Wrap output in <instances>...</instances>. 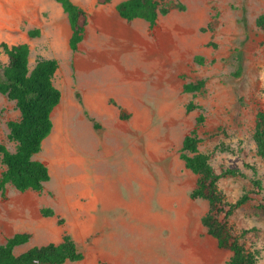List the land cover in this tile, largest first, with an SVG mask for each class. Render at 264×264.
Masks as SVG:
<instances>
[{"label": "rangeland", "instance_id": "374dc122", "mask_svg": "<svg viewBox=\"0 0 264 264\" xmlns=\"http://www.w3.org/2000/svg\"><path fill=\"white\" fill-rule=\"evenodd\" d=\"M75 1L87 22L71 52L68 22L54 0H0V45L27 44L29 69L39 59L55 60L53 85L61 94L52 130L34 156L49 181L39 192L10 186L0 192V244L29 234L14 249L19 255L67 234L83 254L102 233L99 221L84 219L86 206L95 203L91 213H100L113 204L124 216L112 233L132 238L143 256L165 264H226L230 253L201 224L207 203L190 198L197 177L180 159L182 140L196 127L198 152L216 174L237 168L245 175L219 180L226 202L252 189V170L244 166L261 181L262 191L228 223L264 264V214L257 210L264 162L251 140L255 114L264 111V31L255 27L264 0H175L153 26L121 20L114 9L121 0ZM32 31L37 35L29 37ZM0 64H7L1 48ZM197 80L204 81L201 92L183 91ZM17 118L14 104L0 95V142L9 151L6 123ZM42 209L53 215L43 217Z\"/></svg>", "mask_w": 264, "mask_h": 264}, {"label": "trees", "instance_id": "16d2710c", "mask_svg": "<svg viewBox=\"0 0 264 264\" xmlns=\"http://www.w3.org/2000/svg\"><path fill=\"white\" fill-rule=\"evenodd\" d=\"M109 0H104L108 2ZM66 16L70 35L68 49L76 52L85 33L87 15L85 11L71 0H54ZM175 0H124L116 4L117 15L125 20H142L153 26L159 16L166 15L175 7ZM255 27L264 31V14L255 19ZM29 37L37 32H29ZM0 48L7 57V64H0V95L14 104L18 118L6 123L7 140L14 145L13 151L0 142V192L7 186L20 193L27 191L39 192L49 181L47 167L34 156L41 150L42 142L52 130L51 113L59 104L61 94L53 85V77L57 70V62L53 59H39L29 69V47L22 43L8 47L1 44ZM236 60L239 57H235ZM238 67L235 74L239 76ZM203 80L187 83L183 86L186 93L201 92ZM193 108L187 105L186 111ZM201 122L198 118L197 123ZM255 154L264 162V111L255 114L251 134ZM201 140L197 136L196 127L182 140L180 159L184 166L197 177L195 187L190 193L191 199L203 200L208 205L207 212L201 218V224L206 233L212 237L219 249L227 250L230 256L226 264H257V251H248L241 244V236L237 235L229 225L228 219L232 213L247 203L252 196L262 191L261 181L256 172L251 169L253 177L250 180L252 189L243 193L231 204L226 202L217 184L222 178H245L241 169L226 168L216 174L209 164V158L198 152ZM257 210L264 214V202L258 204ZM43 217H50V209H42ZM30 236L27 233H16L0 244V264H65L76 263L83 259V254L77 248L73 239L64 234L58 243H48L32 247L15 255L14 249L25 245Z\"/></svg>", "mask_w": 264, "mask_h": 264}, {"label": "crops", "instance_id": "0c3cea01", "mask_svg": "<svg viewBox=\"0 0 264 264\" xmlns=\"http://www.w3.org/2000/svg\"><path fill=\"white\" fill-rule=\"evenodd\" d=\"M71 1L81 7L77 1ZM121 1L116 2L115 6ZM97 209V204L95 203L88 204L85 209L84 219L87 221H99L102 233L95 236L93 241L88 244L87 250L85 249L86 254H84L85 252L83 253L84 257L80 261L82 264H165L162 260L149 258L147 254L143 256L140 252L134 251L137 243L131 240L132 238L126 239L112 233L113 222L122 219L124 216L123 208L113 204L102 205L99 208L100 213H95ZM92 211L95 212L91 213ZM138 246L137 250L139 249Z\"/></svg>", "mask_w": 264, "mask_h": 264}, {"label": "bare ground", "instance_id": "6f19581e", "mask_svg": "<svg viewBox=\"0 0 264 264\" xmlns=\"http://www.w3.org/2000/svg\"><path fill=\"white\" fill-rule=\"evenodd\" d=\"M83 139V138H82ZM59 146V145H58ZM54 166H56V165H54ZM55 168H57V167H55Z\"/></svg>", "mask_w": 264, "mask_h": 264}]
</instances>
